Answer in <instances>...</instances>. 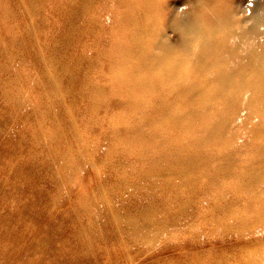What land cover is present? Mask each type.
Segmentation results:
<instances>
[{
    "label": "bare ground",
    "instance_id": "bare-ground-1",
    "mask_svg": "<svg viewBox=\"0 0 264 264\" xmlns=\"http://www.w3.org/2000/svg\"><path fill=\"white\" fill-rule=\"evenodd\" d=\"M163 1L166 2V0ZM153 2L154 0H139L135 4L130 3L126 11L120 10V7L115 4L113 17L108 20L110 31H106L102 39L94 38L90 45L83 47L86 50L84 53L86 74L79 85L72 84L70 79L68 82L60 81V83L51 80L45 70L46 67L42 64L41 54L31 49L23 51V44L31 45V41L30 37L19 30L17 25L19 18L14 13H0V21L6 20L12 25L8 29L0 30V125L3 124L5 130L11 127L16 129L11 133L1 131L6 137L5 139L0 138V164H3L5 160L3 155L7 154L12 157L16 163L11 167L8 174L17 178L26 179L31 176H43L48 180L52 171L56 172V176L57 173L63 174V179L55 180L56 191L51 195L52 208L61 201L69 202L73 213L71 221L96 224L97 228H88V230L94 231L93 237H99L105 241L103 242L104 248L99 250L103 252L105 250L108 253L114 250H124L127 249L125 241L130 240L131 244L135 246L134 254H145V258L149 256L141 244L145 242L149 233L147 224L156 222L157 219L154 217L158 218L161 210L170 211L167 206L168 203L165 204L166 195L160 190L173 188L165 182L166 180L160 181V175L173 173L181 164L185 170L189 169L193 174L192 178L189 177L186 180V186H189L187 190H192L195 181L200 180L205 181L208 185L205 191L215 189L224 195L228 194L230 190L227 189L230 182L228 178L235 175L238 181L242 182L241 177L246 174L243 167L234 166L231 168L233 163L231 159L225 158L227 163L220 165L218 163L220 157L214 160L210 153L197 155L199 152L196 149L203 143H208V138L211 137L210 126L212 121L209 113L200 114L196 111L201 110L193 107L196 102L193 100V92L202 83V75L204 74L201 72L204 69V64L200 63L199 60L201 52L197 48L199 61L195 68V81L188 84L186 93H183L184 96L175 97L174 92H178L176 88L183 84L184 77L177 60L167 57L171 54H164L156 50L158 46L155 47L154 45L155 37L154 33L151 32L152 15H150L154 8H149ZM208 2L210 7L204 13V18L208 28H210L222 21L224 12L221 11L220 0H208ZM228 10L224 7V11ZM89 35L96 37L98 34L90 33ZM69 38L67 37L66 40ZM103 44H108V48H104ZM74 55L75 53L71 54V56ZM216 61L225 64L224 59ZM73 67L75 69V64ZM62 71L66 73L67 69ZM217 72L219 73V71ZM90 73L97 75V80L92 81V83L87 80ZM218 73L207 71L205 75H207L208 81L212 79L220 81ZM138 76L140 80L137 81L136 77ZM103 79L108 80L110 87L111 96L107 103H103L104 99H102L101 93L99 94L101 87L96 84ZM73 85L76 86L80 94V100L83 98V110L90 109L88 114L95 120L93 127L88 126V122L84 120L81 122L80 120V130L82 134H85L86 140L80 139L81 134L78 132V127L76 129L71 121V114L83 116V112L80 110L83 104L78 106L75 101H71L72 96L69 93L72 92ZM65 87H67V93L63 95L62 88ZM117 87L120 88L117 89ZM221 87L223 86L214 88L212 91L218 96L225 97ZM153 91L163 94V97H159L165 100L156 105L158 109L152 111L153 113L147 107L141 114L138 113V110L134 117L127 118L118 114H110L105 109L112 100L119 98L130 103L134 94H145ZM107 93L109 95V90ZM237 97L239 98L240 95L237 94ZM231 99H227L229 105H233L234 111L239 110L242 105L238 101L233 102ZM198 101L204 106L207 102L210 104L212 99L210 96L201 95ZM127 102L125 101L121 105L126 112L132 110L131 105L126 104ZM111 120H118L122 124L117 137L112 136L109 139L105 136L100 137L97 129L102 128L105 123ZM224 131V127H219L213 136H218L220 133L224 134ZM177 133H179V137L171 141V136ZM195 133L203 136L202 140H194ZM222 134L219 136L221 137ZM8 140L15 144L11 152L3 147L4 143H9ZM252 142L248 144V147L252 148L250 151H253L256 158L253 165L257 163L262 165L264 164V145L261 148L259 147L261 143L257 145L254 141ZM206 146L207 144L204 145V147ZM56 148L59 150L55 151ZM209 148L218 151L220 149L225 150L227 146L212 143ZM102 151L104 152L102 153ZM90 160H99L100 170L106 174L103 183L101 187H95V191L88 193L84 191L73 197L71 191L74 188H71L69 181L75 182L76 180L77 182V179L82 175L81 172L85 171L84 164ZM54 176L48 181L52 182L56 178ZM95 176L97 179L100 178L98 174ZM2 180L4 179L0 180V192L11 194L13 203L10 208L13 211H2V208H7L5 205L8 202L0 201V223L3 216L10 219L12 223V225L4 226L0 224V242H5L9 236L8 233L19 238L26 235L28 229L22 227L20 221L24 215L31 218L33 213H36L34 209H30V204L33 206L38 204L37 197L42 193L33 187L26 191L25 188L19 187L16 182L8 184ZM217 181H219L218 185ZM143 184L151 186L154 188L153 190H158L155 194L161 202L159 207L154 206L152 210L147 208L140 210L138 208L143 203H148L145 199L146 192L140 193ZM83 187V185H79V192L84 189ZM243 189L247 195L241 199L228 198L224 195L213 204L203 201L207 207L213 205L216 209L219 208L213 214H208V218L215 224L213 231L217 229L224 239H232L235 234L239 235L240 232L245 234L248 230L246 225L254 223L255 228L260 227L259 220L264 219V187L259 189L240 188L239 190ZM25 195L35 196V200L29 201L26 208L18 209L20 200L26 197ZM138 195L142 197V199L138 197L140 205H136L134 199ZM185 196L187 195L185 194ZM114 207H122L127 212L124 217L121 214L120 218L122 221L126 220L127 223H130L127 225L129 228L119 226ZM234 208H239L241 211L231 210ZM136 217H139L137 222L139 225L137 226ZM191 217L187 216L186 219L189 220ZM176 226L173 224V227ZM233 226L237 232L232 235H225V233L233 230ZM159 229L153 228L150 233ZM170 229L166 230L167 233H170ZM196 231L207 232L208 228L199 226L189 229L181 234L182 238L180 239L189 238L195 241L193 238H195ZM73 232L74 237H83L85 229L74 227ZM154 235L160 236L156 233ZM178 235L170 233L167 237L178 240ZM111 239L114 240V243L109 241ZM182 242L185 243L186 241L183 239ZM33 247L41 252H47L45 254L51 252L47 247L43 246L41 249L40 245L37 244H34ZM138 247L139 250H137ZM82 248L75 249V252L81 251ZM162 250V248H156L152 254H148L153 255L155 253L152 264L165 263L156 259L158 258L156 255H160ZM78 260L76 261L78 262ZM127 260L128 258L122 256L113 264Z\"/></svg>",
    "mask_w": 264,
    "mask_h": 264
},
{
    "label": "rangeland",
    "instance_id": "rangeland-1",
    "mask_svg": "<svg viewBox=\"0 0 264 264\" xmlns=\"http://www.w3.org/2000/svg\"><path fill=\"white\" fill-rule=\"evenodd\" d=\"M137 2L139 0H0V13H14L19 18L17 22L19 30L30 37L31 41V45L23 44V51L31 49L41 54L42 64L46 67L45 70L51 80L60 83V81L68 82L70 79L72 84L79 85L86 74L84 57L86 50L83 47L90 45L94 38L102 39L105 32L110 31L108 20L113 17L115 4L120 7V10L126 11L130 3ZM150 7L154 8L149 13L152 15L151 32L155 37L154 45L158 46L156 50L164 54H171L167 57L177 60L184 77L183 84L176 88L178 92H174L175 97L184 96L183 93H186L188 84L195 81L197 62L200 60V63L204 64V69L201 71L204 72L202 83L193 92V100L196 101L193 107L201 110L196 112L209 113L208 115L212 117L211 137L208 138V143H203L196 149L199 152L197 155L210 153L214 160L220 157L218 160L220 165L226 162L225 158L231 159L233 162L231 168L240 166L246 170V174L241 177L242 182L238 181L235 175L228 178L230 182L227 189L230 190L228 194H224L228 198L241 199L247 195L246 191L239 190L240 188L259 189L264 187V164L253 165L256 158L253 151H250L252 148L248 147L249 143H253L252 141L257 145L261 143L259 145L261 148L264 145V0H220V8L224 12L222 21L210 28L204 18V13L210 7L208 0H166V2L154 0L152 6L149 5ZM224 7L229 10L224 11ZM11 26L6 20L0 21V30L8 29ZM90 33L98 35L93 37L89 35ZM67 37L70 38L66 40ZM102 46L108 48V44ZM197 48L201 52L199 60L197 59ZM72 53L75 55L71 56ZM87 53L89 52L87 51ZM215 59H224L225 64ZM73 64H75V69ZM217 67L222 69H213ZM65 69L69 72L63 73L62 70ZM207 71H216V73L219 71L220 81L214 79L208 81V77L205 75ZM67 75L69 76L67 77ZM96 76L95 73L88 74V82L96 81ZM136 80H140V77H136ZM96 84L101 87L102 92L99 91V94L101 93L102 99H104L103 103H107L111 96L108 80L103 79ZM220 86H223L221 88L225 97L218 96L212 91ZM67 87L62 88L63 95L67 93ZM119 88L117 87V89ZM107 90H109V95ZM69 94L72 96V102L75 101L78 106L83 104L80 107L83 116L86 111L84 117L71 114V121L76 129L78 127V132L81 134L80 139L86 140L85 134H82L80 130V120L88 122V126L91 127L94 126L95 120L88 114L90 109L83 110V98L80 100V94L75 85ZM77 94L79 95L77 96ZM237 94L240 95L239 98ZM162 95L155 91L145 94L137 93L133 95L130 103L118 98V100H112L105 109L110 114L132 118L136 111L139 110L138 113L141 114L147 107L151 112L157 111L156 105L165 101L162 99ZM201 95L210 96L212 99L210 104L207 102L204 106L201 105L198 101ZM125 98L128 97L125 96ZM229 98H232L233 102L238 101L243 108L234 111L233 105H229L227 102ZM125 101L127 105H131L132 110L128 112L123 110L121 105ZM261 106L263 107L260 108ZM121 127L122 124L118 120H111L105 123L102 128L97 129V132L100 133V137L105 136L109 139L113 136L116 138ZM219 127L225 128L224 134L220 133L221 137L220 134L213 136ZM1 131L11 133L16 129L11 127L5 130L4 125H0V138L5 139L6 135ZM257 134L260 135L255 137L254 135ZM176 137H179V133L171 136V141H174ZM202 137L195 133L193 139L202 140ZM8 141L9 143H4L3 147L11 152L15 144ZM212 143L225 145L228 149L216 151L214 148H209ZM205 144H207L206 147H204ZM58 150L59 148H56L55 151ZM2 157L5 160L3 164H0V180L4 179L5 181H2L8 184L16 182L26 191L33 187L42 194L37 197L38 204L34 206L30 204V209H34L36 213H33L31 218L24 215L20 221V225L28 229L26 235L19 238L8 233L6 241L0 242V264H113L122 256L128 260L119 261L118 264H152L155 253L154 256L148 254H152L156 248L163 249L160 255H156L158 257L156 259L168 264H264V222L261 223L264 219L259 220L260 227L255 228L254 223L249 224L246 225L248 230L245 234L240 232L239 235L235 234L232 239H224L217 229L213 231L215 224L208 218V214H213L219 208L216 209L213 205L207 207L203 202L213 204L224 195L215 189L205 191L208 185L205 181L200 180L195 181L192 190H187L189 186H186V180L189 177L192 178L193 174H191V170H185L180 163L178 169L173 173L160 175V181L166 180L165 182L173 188L160 190L166 195L165 204L168 203L170 211L161 210L162 212L158 215L160 218L154 217L157 221L147 224L149 233L145 242L141 244L149 256L145 258V254H134L135 246L131 244L130 240L125 241L127 249L124 250H114L110 253L99 250L104 248L103 242L105 241L99 237H93L94 231L88 230V228H97L96 224L71 221L73 213L69 202L61 201L52 208L51 195L56 191L55 180L63 179V174L57 173L56 176V172L52 171L50 178L54 174L56 177L52 182L48 181L50 178L47 180L43 176H31L26 179L11 177L8 173L16 162L7 154ZM101 157L103 158V156ZM84 166L86 172H81L82 175L77 179L78 185L76 180V183L69 181L71 188H74L71 191L73 197L84 191L87 193L95 191L94 188L101 187L105 178L106 174L100 170L99 160H90ZM95 174H98L100 178L97 179ZM79 185L84 186L81 192H79ZM153 189L146 184L141 187L140 193L146 192L147 204L140 205L138 197L142 199L141 195L134 198L136 205H140L138 207L140 210L144 208L152 210L154 206L157 208L161 205L155 194L158 190ZM0 194V201L8 202L5 205L7 208L1 210L13 211L10 209L13 204L11 194L3 191ZM25 196L24 198L22 196L23 199L20 200L18 209L26 208L29 201L35 200V196ZM114 208L119 226L129 228L127 225L130 223L123 220L124 223L120 218L121 214L124 217L127 212L122 207ZM231 210L241 211L239 208ZM258 212L261 213L260 210ZM187 216L192 217L188 220ZM138 221L139 217H136V226L139 225ZM0 224L3 226L12 225L10 219L5 216ZM173 224L177 226L173 227ZM199 226L208 228V231L201 233L196 231L195 238H193L195 241L183 238L186 241L183 243V239H180L182 238L181 234ZM74 227L85 229L83 237H74ZM153 228H160L153 232L160 236L157 237L150 233ZM169 228H171V234H179L178 240L167 237L170 233H167L166 230ZM232 229L225 235L237 232L234 226ZM197 238L198 240H196ZM109 241L113 242L114 240ZM34 244L40 245L41 249L43 246L47 247L51 252L45 254L47 252H41L33 247ZM192 246L195 248H190ZM80 247H83L81 251L75 252V249ZM130 256L131 258H129Z\"/></svg>",
    "mask_w": 264,
    "mask_h": 264
}]
</instances>
